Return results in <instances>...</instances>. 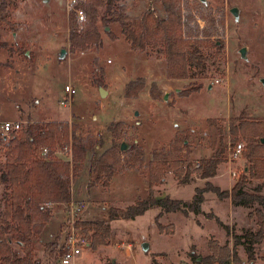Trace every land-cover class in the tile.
Masks as SVG:
<instances>
[{
  "label": "rangeland",
  "instance_id": "374dc122",
  "mask_svg": "<svg viewBox=\"0 0 264 264\" xmlns=\"http://www.w3.org/2000/svg\"><path fill=\"white\" fill-rule=\"evenodd\" d=\"M6 1V20L11 25L0 26V44L7 45L0 48V119L65 122L68 137L61 143L68 142L71 135L73 145L72 134L82 139L90 138L93 142L102 139L103 148L96 149L98 153L113 142L127 144L126 151L135 143L144 152L143 161L151 159L154 151L161 154L170 152L172 142L179 135L184 144L180 145L181 151L173 155L181 161L180 167L184 171L192 173L191 179L187 184H180L173 173L165 174L164 194L168 192L166 197L172 200L179 198L178 201L182 202H191L194 196L202 198L197 212H171L164 215L162 224L158 220L165 227V232L157 229L153 208L135 219L114 221L111 223L109 243L96 250L91 247V233L82 229L90 247L83 249L79 262L226 264L223 260L210 259L214 243L216 249L229 248L231 256L241 263L254 261L253 264H264V240L251 246L245 235L246 232H257L253 212L259 209L264 214V206L258 203L251 204L249 208L233 206L228 195L240 173L247 170L246 160L241 157L232 163L231 168L236 172L234 178H229L227 174L226 151L217 167L215 180L201 179L193 173L196 170L194 164H200L213 155L206 123L208 119L216 118L225 123L230 117L264 118V85L261 82L264 80V0H181L183 13H191L194 18L209 16L218 22L220 36L217 40L224 44L217 63L212 65L210 59L207 61V78L197 81L202 84L203 90L187 97H180L179 93L193 80L167 79L163 55L152 49L145 53L130 50L117 23L108 26L115 39H110L101 22H98L101 46L72 55L68 44L66 0ZM119 5L126 7V14L131 18H138L143 13L156 19L165 16L159 0H120ZM234 7L239 10L237 23L230 14V9ZM103 12L104 9H98L99 17ZM197 22L200 27L204 26L202 20ZM117 34H120L118 39ZM242 47L247 48L246 61L238 52ZM61 49L67 50L63 60L59 58ZM214 54V49L207 51L210 57ZM139 77L144 78L145 88L136 99H126L123 96L124 86ZM68 82L75 90L70 117L66 112L57 113ZM152 82L158 85L161 92H166L162 93V97L170 90L165 102L162 98L155 103L153 101L156 100L150 99L148 90ZM99 87L107 91L104 98L99 97ZM110 125L116 130V136L107 132ZM174 125L181 130L175 132ZM225 141L227 149L229 137H225ZM240 142L244 145L243 141ZM5 148L0 143V213L4 210L7 196V185L1 180ZM54 148L56 145L52 150ZM90 155L88 153L78 165L79 174L71 183L72 199L87 206L81 221L104 220L109 208L125 209L137 195L140 196L138 198L146 197L141 196V191L134 195L136 188L141 189L139 184L130 187L134 185L130 180L134 174L143 180V164L115 173V179H111L108 186L102 183L89 186ZM129 163L127 157H121L125 168L132 166ZM158 184L162 183L155 185ZM155 185L152 188L154 196ZM258 185L261 186L260 194L264 196V182L251 181L245 190L253 192ZM213 188L222 194L227 193V196H218L212 192ZM48 208L51 220L40 240L32 242L33 258L42 262L46 259L43 243L63 240L64 205L53 209L49 205ZM236 241L238 244L234 245ZM143 244H147L145 250ZM12 245L18 249L17 245ZM245 247L251 249V259ZM19 249L22 254L21 247Z\"/></svg>",
  "mask_w": 264,
  "mask_h": 264
},
{
  "label": "trees",
  "instance_id": "16d2710c",
  "mask_svg": "<svg viewBox=\"0 0 264 264\" xmlns=\"http://www.w3.org/2000/svg\"><path fill=\"white\" fill-rule=\"evenodd\" d=\"M120 0H76L68 12V44L72 55L83 53L102 44L101 34L97 23L101 22L106 35L110 39L115 36L106 29L112 23H117L120 34L129 44L130 50L145 53L148 49L158 50L166 61V77L169 80H193L179 93L180 97H187L192 93L202 90L198 80L206 79L207 61L212 65L217 63L218 57L224 51L220 36L218 22L209 16L194 18L191 13H183L181 0H159L165 16L160 19L151 14L143 13L138 18H131L126 14V7L119 5ZM104 9L99 17L98 9ZM8 3L0 0V26L8 24L6 13ZM77 11H81L84 22L77 20ZM203 21L200 27L197 20ZM5 43L0 48H6ZM210 49L216 50L212 57L207 55ZM144 78L139 77L129 81L124 86L123 96L126 99H136L145 88ZM151 100H161L162 92L155 82L149 85ZM210 146L213 155L210 159L202 160L199 168L193 173L201 179L212 178L216 175L218 165L226 151L225 137H229V144L235 147L240 141L244 142L242 158L247 162V170L242 171L238 180L232 186L230 194L233 206L249 208L251 204L258 203L264 206V196L260 194L261 186L258 185L253 192L245 190L251 181L264 182V118L246 119L242 116L230 117L224 123L219 119L206 121ZM67 124L65 122L33 123L22 126L17 132L10 134L5 146V163L1 180L7 185V196L4 200V210L0 213V264H56L64 253V245L58 239L43 243L46 255L45 261L33 258V241L40 240V236L51 219L49 205L67 204L71 200V182L78 173V165L90 153L88 176L89 186L102 183L108 186L115 173L124 169H131L135 164H144L143 150L135 143L128 151L120 152V145L112 143L108 148L98 153L103 148V141L72 134L73 155L75 166L70 172L66 162L55 158H44L40 155L43 147H54L67 140ZM107 132L116 136L113 125L108 126ZM183 139L177 135L171 144L170 152L161 154L152 152L147 163L148 191L145 198H137L134 203L125 209L109 208L106 218L100 221H79L86 233H91L92 249L106 246L111 236L110 223L117 220H132L142 216L151 208H158L159 213L154 217V222L159 232L166 229L159 222L164 213L197 212L202 202L200 196H194L191 202L172 200L168 197L156 199L152 190L153 185L164 182L167 173H173L178 183L187 184L191 179V172L180 167L181 161L173 154L180 152ZM130 160L126 168L121 164V157ZM134 164V165H133ZM72 173V177H71ZM212 192L226 195L213 188ZM197 193V191H196ZM200 193V192H199ZM258 230L256 233L246 232L250 245L264 240V214L256 209L253 212ZM14 243L17 245L16 249ZM236 241L234 245H237ZM212 258L228 263L232 258L234 264H241L231 256L229 248L216 249L212 244ZM251 259V249L245 247ZM216 252L218 255L216 256Z\"/></svg>",
  "mask_w": 264,
  "mask_h": 264
},
{
  "label": "built area",
  "instance_id": "2783aa9c",
  "mask_svg": "<svg viewBox=\"0 0 264 264\" xmlns=\"http://www.w3.org/2000/svg\"><path fill=\"white\" fill-rule=\"evenodd\" d=\"M76 0H66L67 3V13L72 9V5ZM78 22L84 21V16L81 11H77ZM109 62V61H108ZM218 82V81H216ZM64 97L59 101V109L57 113L62 114L66 112L68 117L71 116V104L72 97L75 94V90L69 84V82L64 86ZM34 122L28 121H9L0 119V143L7 145L9 136L13 132H17L22 126L28 124H33ZM70 123V121H69ZM243 143H238L235 147H232L229 143L226 149V160L229 165L228 174L230 177L234 178L236 176L235 170H232L231 165L233 162L240 160L242 157ZM40 155L44 158H55L66 162L69 166L70 172H72L73 167V148L71 142V135L68 138V142L60 143L56 145V148L43 147L40 150ZM200 164H194L193 168H199ZM72 177V173H71ZM72 183V182H71ZM71 200L64 205L65 220L62 227L63 240L61 241L64 245V253L60 256L58 264H81L79 262V257L83 249H88L90 247V241L84 234L82 228L77 226V223L81 221V217L85 213L87 206L82 201H74L72 199V188L70 186ZM226 264H234L232 259ZM247 264V263H241ZM249 264V263H248Z\"/></svg>",
  "mask_w": 264,
  "mask_h": 264
},
{
  "label": "crops",
  "instance_id": "0c3cea01",
  "mask_svg": "<svg viewBox=\"0 0 264 264\" xmlns=\"http://www.w3.org/2000/svg\"><path fill=\"white\" fill-rule=\"evenodd\" d=\"M119 36H120V34H117V39L119 38ZM143 78V77H142ZM173 81H177V80H173ZM127 83V82H126ZM125 83V84H126ZM209 89H210V86H209ZM203 90V89H202ZM201 90V91H202ZM168 93V95H169V93H170V90H168L167 91ZM163 94L164 93H166L165 91H163L162 92ZM163 100V99H162ZM158 100H156V101H153L154 103L155 102H157ZM163 102H165L164 100H163ZM165 104V103H164ZM166 105V104H165ZM227 117H228V115H227ZM214 119H216V118H214ZM16 121H18V120H16ZM20 121V120H19ZM174 128H176V131L175 132H177V131H180L181 129H179L178 128V126L177 125H174L173 126ZM150 161V159H148V160H146V161H144V164H143V167H142V173H144V175L142 176L143 177V180L140 178V177H138V175H136V174H134V176H132L131 178H130V180H132V182H134V185L132 184L130 187H133V186H136V184H139V186H140V188L141 189H138V188H136V192L134 193V195L135 194H138L137 192H139V191H141V196L142 195H145L146 196V193H147V191H148V182H147V163ZM226 165H227V163H226ZM145 169V170H144ZM227 171H228V169H227ZM228 174V173H227ZM115 176H113L112 177V179H115L114 178ZM167 177V176H166ZM166 177H165V179H164V182L162 183V184H158L159 186H154V191H155V194H156V199H160V198H164V197H166L167 195H168V192H167V194H164V192H165V189H164V187H165V182H166ZM228 177H229V174H228ZM140 178V179H139ZM217 177H212V178H210V179H212V181L213 180H215ZM230 178V177H229ZM175 181H176V179H175ZM176 183H177V181L175 182V185H176ZM187 186V185H186ZM130 187L128 186V189H130ZM189 187V186H188ZM190 188V187H189ZM191 189V188H190ZM191 192H192V190L190 191V194H191ZM136 196V195H135ZM191 196V195H190ZM138 197H140V196H136L135 198H134V201L138 198ZM175 200H180L179 198H174ZM114 201V200H113ZM134 201H133V203H134ZM116 202V201H115ZM55 206H62V204H57V205H52V209H53V207H55ZM154 209V217L159 213V209L158 208H153ZM177 212H179V211H177ZM173 213H176V212H173ZM168 213H164V214H162L161 215V217H160V219H159V222L162 224L163 223V220H164V215H167ZM153 217V218H154ZM51 220V219H50ZM50 222V221H49ZM114 222V221H113ZM112 223V222H111ZM111 223H110V226H111ZM49 224V223H48ZM47 224V225H48ZM47 225L45 226V228H44V230L46 229V227H47ZM44 230H43V232H44ZM158 231V230H157ZM42 232V233H43ZM111 232H112V227H111ZM42 235V234H41ZM111 236H112V233H111ZM146 246H147V244H146ZM254 263V261H251V262H249V264H253Z\"/></svg>",
  "mask_w": 264,
  "mask_h": 264
},
{
  "label": "water",
  "instance_id": "95a60500",
  "mask_svg": "<svg viewBox=\"0 0 264 264\" xmlns=\"http://www.w3.org/2000/svg\"><path fill=\"white\" fill-rule=\"evenodd\" d=\"M202 1H203V0H202ZM230 14L233 16V18H234V22L237 23V22H238V18H239V10H238V8H236V7L231 8V9H230ZM106 30L108 31V28H107ZM246 49H247V48L242 47V48L238 51L240 57H241L243 60H245V61L247 60V57H246ZM66 55H67V50H66V49H61L60 54H59V58H60L61 60H63V59L66 58ZM261 82H262V84L264 85V80H261ZM176 91H178V90H176ZM98 93H99V97H100V98H104V97L107 95V91H106L104 88H102V87H99V89H98ZM167 97H168V95L165 94V95H163L162 99H163L164 101H166ZM136 115H137V113H135V116H136ZM127 148H128V145H127V144H125V143H121V144H120V152H124V151H126ZM146 248H147L146 244H143V249L145 250Z\"/></svg>",
  "mask_w": 264,
  "mask_h": 264
}]
</instances>
